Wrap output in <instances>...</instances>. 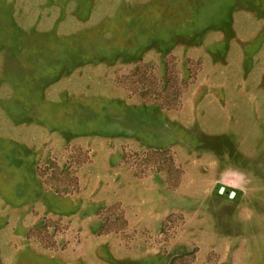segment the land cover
I'll use <instances>...</instances> for the list:
<instances>
[{
    "label": "rangeland",
    "instance_id": "374dc122",
    "mask_svg": "<svg viewBox=\"0 0 264 264\" xmlns=\"http://www.w3.org/2000/svg\"><path fill=\"white\" fill-rule=\"evenodd\" d=\"M0 264H264V0H0Z\"/></svg>",
    "mask_w": 264,
    "mask_h": 264
},
{
    "label": "trees",
    "instance_id": "16d2710c",
    "mask_svg": "<svg viewBox=\"0 0 264 264\" xmlns=\"http://www.w3.org/2000/svg\"><path fill=\"white\" fill-rule=\"evenodd\" d=\"M160 106H163V107H167V108H171L173 107V103L172 102H168L166 105H160Z\"/></svg>",
    "mask_w": 264,
    "mask_h": 264
}]
</instances>
